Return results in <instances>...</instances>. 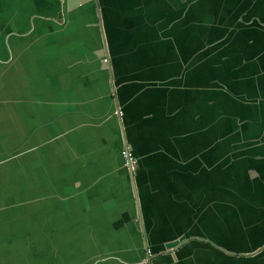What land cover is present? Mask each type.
Instances as JSON below:
<instances>
[{
    "label": "crops",
    "instance_id": "1",
    "mask_svg": "<svg viewBox=\"0 0 264 264\" xmlns=\"http://www.w3.org/2000/svg\"><path fill=\"white\" fill-rule=\"evenodd\" d=\"M0 264H264V0H0Z\"/></svg>",
    "mask_w": 264,
    "mask_h": 264
},
{
    "label": "water",
    "instance_id": "2",
    "mask_svg": "<svg viewBox=\"0 0 264 264\" xmlns=\"http://www.w3.org/2000/svg\"><path fill=\"white\" fill-rule=\"evenodd\" d=\"M86 0H65V5L68 9L74 7V6H77L78 4H81L83 2H85ZM104 66L106 67L107 65L105 64L104 62ZM125 167H127V169L129 171H131V168L127 165H125ZM137 215H138V210H137ZM138 219L139 218V215H138ZM140 229L142 230V228L140 227ZM190 238H194V239H198V240H203V241H206L205 238H201V237H196V236H192ZM187 240V238L184 237L183 234L177 236L176 238L174 239H171L170 241H167L165 242L162 246H163V249L164 251H171L173 250L175 247H177L179 244H181L182 242H185ZM263 246V245H262ZM259 249H257L256 251H253L252 253L254 252H257Z\"/></svg>",
    "mask_w": 264,
    "mask_h": 264
},
{
    "label": "built area",
    "instance_id": "3",
    "mask_svg": "<svg viewBox=\"0 0 264 264\" xmlns=\"http://www.w3.org/2000/svg\"><path fill=\"white\" fill-rule=\"evenodd\" d=\"M102 61L106 62V57H103ZM119 153H120L121 158L123 159L124 165H127L130 168H133L136 161H135V157L131 153L129 145L124 144L123 147L120 149Z\"/></svg>",
    "mask_w": 264,
    "mask_h": 264
}]
</instances>
